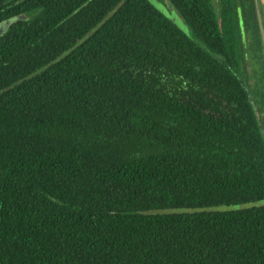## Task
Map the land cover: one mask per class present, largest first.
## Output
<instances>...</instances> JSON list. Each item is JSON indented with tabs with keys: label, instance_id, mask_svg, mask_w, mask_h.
I'll list each match as a JSON object with an SVG mask.
<instances>
[{
	"label": "trees",
	"instance_id": "1",
	"mask_svg": "<svg viewBox=\"0 0 264 264\" xmlns=\"http://www.w3.org/2000/svg\"><path fill=\"white\" fill-rule=\"evenodd\" d=\"M0 0V264H264V136L215 21L169 0ZM195 41V42H194ZM224 54V52L222 51Z\"/></svg>",
	"mask_w": 264,
	"mask_h": 264
},
{
	"label": "flooded vegetation",
	"instance_id": "2",
	"mask_svg": "<svg viewBox=\"0 0 264 264\" xmlns=\"http://www.w3.org/2000/svg\"><path fill=\"white\" fill-rule=\"evenodd\" d=\"M182 1L183 8L201 6L214 19L220 36L219 49L209 54L224 63L245 90L264 136V12L261 0ZM163 3L169 13L178 14L187 26L189 35H184L204 47L203 42L194 39L191 27L171 1L163 0Z\"/></svg>",
	"mask_w": 264,
	"mask_h": 264
},
{
	"label": "rangeland",
	"instance_id": "3",
	"mask_svg": "<svg viewBox=\"0 0 264 264\" xmlns=\"http://www.w3.org/2000/svg\"><path fill=\"white\" fill-rule=\"evenodd\" d=\"M155 11H157L159 14L167 18L171 23H173L177 29H179L183 34L189 35V30L183 20L176 14L175 12L169 13V11L166 9L165 4L163 3V0H145ZM24 20V17H17L13 18L11 20H6L0 23V36L6 33L8 30L10 24L15 22L16 20ZM264 207V199L259 201H252L245 204H238V205H230V206H216L211 208H205V209H198V210H187V209H177V210H169L166 212H172V213H184V212H228V211H234V210H246V209H254Z\"/></svg>",
	"mask_w": 264,
	"mask_h": 264
},
{
	"label": "water",
	"instance_id": "4",
	"mask_svg": "<svg viewBox=\"0 0 264 264\" xmlns=\"http://www.w3.org/2000/svg\"><path fill=\"white\" fill-rule=\"evenodd\" d=\"M262 2V8H263V12H264V0H261Z\"/></svg>",
	"mask_w": 264,
	"mask_h": 264
}]
</instances>
